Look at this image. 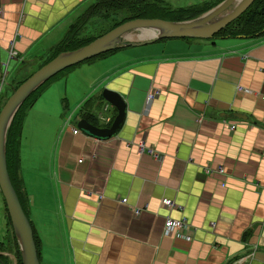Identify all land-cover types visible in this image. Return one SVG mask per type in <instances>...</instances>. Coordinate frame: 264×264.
I'll use <instances>...</instances> for the list:
<instances>
[{"label": "crops", "instance_id": "crops-1", "mask_svg": "<svg viewBox=\"0 0 264 264\" xmlns=\"http://www.w3.org/2000/svg\"><path fill=\"white\" fill-rule=\"evenodd\" d=\"M93 1L0 0V80L11 41L17 51L2 101L56 55ZM164 1L179 12L220 0ZM187 11L171 19L201 13ZM84 25L79 36H88ZM95 56L48 82L23 115L20 175L40 264H231L246 254V264H264V29L159 38ZM103 87L125 101L121 127L104 138L74 132L80 117L111 123L117 110ZM149 90L156 95L147 102ZM164 196L174 203L165 206ZM34 206L44 229L30 218ZM6 208L1 195L0 264H15ZM166 216L184 217L186 227L165 233Z\"/></svg>", "mask_w": 264, "mask_h": 264}, {"label": "water", "instance_id": "water-1", "mask_svg": "<svg viewBox=\"0 0 264 264\" xmlns=\"http://www.w3.org/2000/svg\"><path fill=\"white\" fill-rule=\"evenodd\" d=\"M252 1L220 0L200 14L188 19L170 20L159 16L127 19L85 44L58 52L37 67L13 89L0 108V190L6 203L23 264H40V261L32 225L20 203L8 173L5 140L7 128L24 99L64 67L119 46L138 45L166 37L209 38L240 15ZM144 32H150V34L147 35ZM133 33L138 34L139 37L133 38ZM102 95L117 110L111 123L107 126H101L84 117H80L76 122L79 129L100 138L111 136L119 130L126 111L125 101L119 92L103 87ZM233 115L245 117L240 112H233Z\"/></svg>", "mask_w": 264, "mask_h": 264}, {"label": "trees", "instance_id": "trees-1", "mask_svg": "<svg viewBox=\"0 0 264 264\" xmlns=\"http://www.w3.org/2000/svg\"><path fill=\"white\" fill-rule=\"evenodd\" d=\"M214 4H216V2H214L213 5ZM211 6L212 5H210V7ZM205 7L206 6H203V8ZM189 8H191L189 9V11L182 8L178 10L179 12L177 14L185 13V11L202 12V10L207 9V8L202 9V7H199L195 10V7L192 6H189ZM166 11H167V3H165L164 0H94L90 5H88L82 11V13L80 14V18L77 20V23L72 25L70 30L67 32V34L58 42L56 54L62 50L72 49L82 44H85L91 41L92 39H94L96 36L104 33L108 29L112 28L113 26L127 19L134 17H155V16L161 17L160 13ZM96 14L101 15L102 19L113 20V22H111L112 26H110L107 30L99 32L97 35L89 34L88 36H79V32H78L79 29L83 27V25L89 19V17ZM263 29H264V0H253L252 3L240 15H238L236 18H234L232 21H230L224 27H222L218 32H216L213 35V37L237 35V34L240 35L243 34L247 36L251 34L261 33ZM54 55L55 54H53L51 57H53ZM51 57L46 59L44 62L49 60ZM91 58H88L86 60H89ZM26 77L20 79L16 84L12 86V88H15ZM54 77L47 79L40 86H38L32 93H30L28 97L24 99L22 104L16 110L6 132L5 146H6L7 169L11 182L15 188V191L18 195V198L26 215H27L26 200H25L26 197H24V193L22 189V178L20 175V163H19V144H20L22 119L25 113V109L29 105H31V103L38 96V94L43 89V87L48 82H50ZM31 225L33 229V237L35 240L38 258H39L38 237L36 235L32 223ZM14 238L17 243V250L15 253V258H16L15 264H23L20 255V250L18 247V242L16 240L15 235Z\"/></svg>", "mask_w": 264, "mask_h": 264}, {"label": "built area", "instance_id": "built-area-1", "mask_svg": "<svg viewBox=\"0 0 264 264\" xmlns=\"http://www.w3.org/2000/svg\"><path fill=\"white\" fill-rule=\"evenodd\" d=\"M2 11V7L0 5V13ZM17 55V51L16 49H14V44L13 42L11 41L9 43V47H8V55H7V59L5 61H3L2 63V74H1V80H0V87L1 85L3 84L4 82V79H5V75L7 74L8 72V65H9V61L10 59L14 58L15 56ZM156 95V91L154 90H149L148 93H147V96H146V100L147 102H149L154 96ZM79 128L78 127H75L73 129L74 132L78 131ZM139 147L141 148V150L144 148V145L143 143H140L139 144ZM147 151L153 155H157V153H155L153 151V149L151 148H148ZM218 172H222L223 171V167L221 165H218L216 166L215 168ZM206 172H211L212 171V168L207 166L205 168ZM161 202L165 205V206H171L174 201L173 199H171L170 197H162L161 198ZM137 211V209H136ZM186 219L184 217H171V216H166L165 220H164V232L165 233H171V232H175L181 228H184L186 227ZM251 253V252H250ZM248 254L240 257V258H237L235 259L234 261L231 262V264H246L247 263V258H248Z\"/></svg>", "mask_w": 264, "mask_h": 264}, {"label": "rangeland", "instance_id": "rangeland-1", "mask_svg": "<svg viewBox=\"0 0 264 264\" xmlns=\"http://www.w3.org/2000/svg\"><path fill=\"white\" fill-rule=\"evenodd\" d=\"M182 2H184V1H182ZM177 13L178 12H175V11H169V10H167L166 12H162V13H160V16L161 17H163V18H166V19H170L171 20V18H174V17H176L177 16ZM115 20H117V19H115ZM101 21H103V22H101V23H86L85 25H84V28H85V31H86V33H88V35L89 34H93V33H95V32H97L98 30H99V32H101V31H104V30H107L110 26H112V24H111V22H113V20H106V19H103V20H101ZM99 32H97V33H95L94 35H97ZM133 38L135 37H139V35L138 34H135V33H133V36H132ZM171 41H173V39H171V40H169V42L171 43ZM160 45H159V42H154V43H152V44H149V45H146V46H143V48L142 49H145V50H152V49H157L158 47H159ZM136 49H139V47H137ZM141 49V48H140ZM81 62V61H80ZM79 63V62H78ZM77 64V63H76ZM73 65H75V64H73ZM70 66H72V65H70ZM70 66H67V67H64L63 69H61V70H59L58 72H56L54 75H52L50 78H52V77H57L58 75H61L60 73H62V72H66V71H68L70 68H68V67H70ZM32 68V67H31ZM36 68V67H35ZM35 69H33V71H34ZM32 71V72H33ZM31 72V73H32ZM30 73V74H31ZM59 73V74H58ZM29 74V75H30ZM15 75H16V71L14 72V74H13V77H15ZM28 75V76H29ZM27 76V77H28ZM54 77V78H55ZM23 81V80H22ZM18 86V85H17ZM16 86V87H17ZM11 89H12V87H11ZM14 89V88H13ZM13 89L12 90H10V88H6L5 90L7 91V98H8V96L12 93V91H13ZM6 98V99H7ZM5 99V100H6ZM5 100L4 101H2V96L0 97V108H1V106L3 105V103L5 102ZM19 148H20V144H19ZM52 150V149H51ZM50 152V151H49ZM49 152H47L45 155H46V160H45V163L47 162V160H49L48 159V156H47V154L49 153ZM54 156V155H53ZM44 163V164H45ZM42 165H43V162H42ZM40 171H41V173H43L44 172V169H43V167H41V165H40ZM3 196V194H2V192H1V190H0V196ZM4 198V197H3ZM43 214V212H42V209H39V207H37V206H34V210H33V213L31 214V219L32 220H34L39 226H40V223L41 224H43V220H42V216H39V215H42ZM36 215H37V217H36ZM44 215V217H45V214H43ZM33 226H35V223L33 222ZM42 228L44 229V224H43V226H42ZM47 239L51 242V235L49 236L48 235V237H47Z\"/></svg>", "mask_w": 264, "mask_h": 264}, {"label": "bare ground", "instance_id": "bare-ground-1", "mask_svg": "<svg viewBox=\"0 0 264 264\" xmlns=\"http://www.w3.org/2000/svg\"><path fill=\"white\" fill-rule=\"evenodd\" d=\"M144 34H147L148 35V34H150V32H144Z\"/></svg>", "mask_w": 264, "mask_h": 264}]
</instances>
